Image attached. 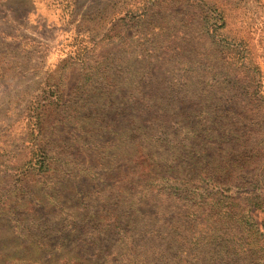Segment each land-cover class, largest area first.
<instances>
[{
    "label": "rangeland",
    "instance_id": "obj_1",
    "mask_svg": "<svg viewBox=\"0 0 264 264\" xmlns=\"http://www.w3.org/2000/svg\"><path fill=\"white\" fill-rule=\"evenodd\" d=\"M0 264H264V0H0Z\"/></svg>",
    "mask_w": 264,
    "mask_h": 264
},
{
    "label": "trees",
    "instance_id": "obj_2",
    "mask_svg": "<svg viewBox=\"0 0 264 264\" xmlns=\"http://www.w3.org/2000/svg\"><path fill=\"white\" fill-rule=\"evenodd\" d=\"M251 236H254V237H256V238H258L259 236L257 235V234H255V233H251Z\"/></svg>",
    "mask_w": 264,
    "mask_h": 264
}]
</instances>
